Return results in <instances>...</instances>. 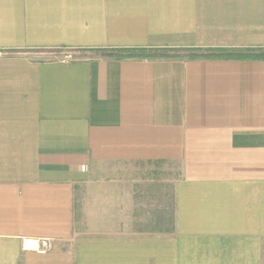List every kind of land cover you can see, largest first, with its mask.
<instances>
[{
    "label": "crops",
    "instance_id": "1",
    "mask_svg": "<svg viewBox=\"0 0 264 264\" xmlns=\"http://www.w3.org/2000/svg\"><path fill=\"white\" fill-rule=\"evenodd\" d=\"M257 46L264 0H0V264H264V60L30 52Z\"/></svg>",
    "mask_w": 264,
    "mask_h": 264
},
{
    "label": "rangeland",
    "instance_id": "2",
    "mask_svg": "<svg viewBox=\"0 0 264 264\" xmlns=\"http://www.w3.org/2000/svg\"><path fill=\"white\" fill-rule=\"evenodd\" d=\"M30 52L37 56L39 59L50 60H73L77 56H92L93 52L90 49H73L68 47H56V48H38L30 50ZM135 178L140 184V190L144 193L145 198L152 203L160 204V211L164 210L165 222L163 223H149L150 227H164L169 230L172 228V196L170 185L173 182L174 173L171 167L166 165L161 166H149L145 165L142 170L139 171ZM144 184H151L147 190Z\"/></svg>",
    "mask_w": 264,
    "mask_h": 264
},
{
    "label": "trees",
    "instance_id": "3",
    "mask_svg": "<svg viewBox=\"0 0 264 264\" xmlns=\"http://www.w3.org/2000/svg\"><path fill=\"white\" fill-rule=\"evenodd\" d=\"M92 56L125 58H223L236 60H264V47H139L92 48Z\"/></svg>",
    "mask_w": 264,
    "mask_h": 264
},
{
    "label": "built area",
    "instance_id": "4",
    "mask_svg": "<svg viewBox=\"0 0 264 264\" xmlns=\"http://www.w3.org/2000/svg\"><path fill=\"white\" fill-rule=\"evenodd\" d=\"M69 58H70V57H69ZM69 58H68V60H66V58H65V59H62V60H63V61H69ZM42 246H43L44 249H47V248L50 246L49 241L44 240V241L42 242Z\"/></svg>",
    "mask_w": 264,
    "mask_h": 264
}]
</instances>
